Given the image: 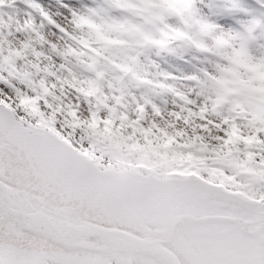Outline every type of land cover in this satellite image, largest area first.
<instances>
[{
  "label": "snow or ice",
  "instance_id": "1",
  "mask_svg": "<svg viewBox=\"0 0 264 264\" xmlns=\"http://www.w3.org/2000/svg\"><path fill=\"white\" fill-rule=\"evenodd\" d=\"M0 264H264V0H0Z\"/></svg>",
  "mask_w": 264,
  "mask_h": 264
}]
</instances>
